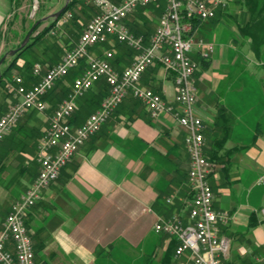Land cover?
<instances>
[{
	"label": "crops",
	"instance_id": "0c3cea01",
	"mask_svg": "<svg viewBox=\"0 0 264 264\" xmlns=\"http://www.w3.org/2000/svg\"><path fill=\"white\" fill-rule=\"evenodd\" d=\"M233 3L234 0L221 15L229 22L233 12L239 13L241 19L236 24L239 25L244 20L242 10ZM6 13L0 10V26ZM228 25L222 48L218 47L217 54L210 57L209 67L195 77V114L206 125L207 149L215 136L222 134L221 125L215 122L219 108L227 112L231 127L225 148L244 146L232 153L227 172L216 165L209 176L214 207L231 215L229 223L220 226V233L232 239L236 225L247 226L253 215L256 222L253 234L264 244V182H259L264 172V43L259 52H254L251 40L238 27V36L247 39L249 50L243 52L239 42L238 53H234L235 37L229 34ZM89 52L99 55L103 48L94 46ZM113 59L121 63L116 66L121 71L134 57L118 51ZM245 62L255 63L258 73L253 74L238 64ZM235 65L236 73L232 69ZM219 66L220 71L213 73ZM100 82L107 86L104 80ZM32 83L26 80L27 86ZM97 84L93 85L94 94ZM140 85L158 92L167 104L174 102V78L159 63L155 62L142 74ZM65 95L59 84L48 93L46 101L53 109ZM98 98V95L92 99L86 97L80 103L78 99L76 108L83 105L86 110L79 118L76 113L74 125L84 122ZM137 101L131 94L126 96L29 209L26 222L38 248L36 264H134L135 254L142 264L150 253L155 255L151 256L155 264H160L171 238L155 233L153 225L174 212L187 217L180 201L175 199V204L170 205L164 200L181 196L180 173L182 169L188 170V155L184 129L173 115L165 112L153 119ZM48 118L26 114L20 120L13 143L23 138L24 147L36 145ZM9 141L0 150V226L14 201L37 176L24 177L23 163L16 157L29 158V155L12 149L15 144ZM35 162L38 172L39 165ZM240 252L230 246L223 264H257L251 259L242 260ZM173 259L175 264H192L188 253Z\"/></svg>",
	"mask_w": 264,
	"mask_h": 264
},
{
	"label": "built area",
	"instance_id": "2783aa9c",
	"mask_svg": "<svg viewBox=\"0 0 264 264\" xmlns=\"http://www.w3.org/2000/svg\"><path fill=\"white\" fill-rule=\"evenodd\" d=\"M151 1L94 0L96 13L75 45L63 53L56 64L43 68L40 63H35L32 74L38 79L30 87L25 85L21 76L13 79L17 100L0 117V142L27 111L42 112L46 107L43 97L54 83L75 69L81 60L86 61L70 92L57 104L48 126L42 131L36 155L39 165L37 176L12 204L0 226V264H36L33 240L25 223L29 209L35 205L42 191L58 178L61 169L85 140L99 131L128 93L148 109L152 118L172 111L159 93L139 84L142 74L157 59L174 74L177 108L173 116L185 130L184 144L189 155L188 183L193 195L186 204V222L174 212L167 218L158 219L153 230L176 240L175 258L189 253L192 264H223L230 241L220 233V226L227 225L231 216L213 205V191L208 181L213 165L203 153V125L195 114L194 72L197 63L190 57L195 47L204 46L211 52L213 46L200 39L194 41L189 32L192 19L213 18L229 0H166L160 23L145 43L142 36L129 31L124 19L137 7ZM113 40L136 51L133 62L121 71L111 65L112 50L104 49L99 55L89 52L91 47ZM99 80L107 84V95L82 124L73 125L70 119L76 100ZM259 182H264V172ZM175 199L182 200L179 196H172L166 202L175 204Z\"/></svg>",
	"mask_w": 264,
	"mask_h": 264
},
{
	"label": "rangeland",
	"instance_id": "374dc122",
	"mask_svg": "<svg viewBox=\"0 0 264 264\" xmlns=\"http://www.w3.org/2000/svg\"><path fill=\"white\" fill-rule=\"evenodd\" d=\"M68 1H70V0H20V6L16 9L14 8L11 10V7H12L11 0H0V10H2L3 12H7L6 14H4V17H3L4 22L0 26V34L2 35V40H1V44H0V55H4V57L6 59V62L4 64L0 63V74H1L2 68L6 67L10 58L14 55L17 48L20 47L21 43L25 39H27L25 42V45H26L30 41V38H32L34 35L38 34L45 26H49V31L43 36V38L39 42H37L33 45L30 53H25V55H21L16 60V62L12 65L10 70L3 77V81H1V83H0V107H1L0 111H4L5 109L7 111L9 106L17 100V97L15 96L14 90H13L14 89L13 79L15 77L21 76L22 78L24 77L25 79L28 80L29 79L28 76H29L32 65H34L35 63H40L41 61L55 62L56 60H58L63 55V53H65L67 50H69L70 47L72 48L75 45V43L77 42V40L79 39L78 36L80 35V33H82L86 24L89 22L91 16L93 15L94 7H95L94 0H78L77 3L72 8H70L67 12L64 13L63 10H64ZM232 1L233 0H229L227 6L225 8H227L228 5L230 4V2H232ZM233 4L236 7L235 2ZM62 7H64L62 12L57 17H55V13L57 11H59ZM165 7H166V0H153L144 6L137 7L135 11L130 13L124 19V23L128 27L129 31L132 34H134L136 36H142L145 39L144 36L146 34H149V35L153 34L156 27L159 25L160 18L162 17V15L164 13ZM237 7H238V5H237ZM225 8H223V9H225ZM221 10L222 9L217 10V12L215 13V16L213 18H210L207 20H200V21H202V23H201V26L198 27L199 29L197 28L196 30L189 32L190 36H192L194 41L197 42V40L200 39V40H203V42L205 44H209V45L213 46V50L211 52H208L204 46H200V48L195 47L192 50V52L190 53L191 59L197 63V68L194 72L195 87H196L195 77L198 76L197 73H200V71H202V68L200 67L199 58L201 56H205L207 58L214 57L219 50L218 47L222 48V46L226 40V37H227L226 32L228 31V29H227L228 27H226V25H228V24L230 25L229 34L232 37H235V39L232 42L234 49H235L234 53H238L237 47H238L239 42H240L239 45L241 46L240 48L243 50V52H248L247 50H249V46L247 45L248 44L247 39L244 38L243 36H240V35L238 36V34H239L238 25H236V24H238V22L240 21L241 15L239 13L233 12L231 14L230 21L227 22L225 20L224 15L222 16V15H219V13H218L219 11L221 12ZM68 14H70V16H68ZM38 21L41 22V25H39V27H37V29L33 30V28H32L33 24L35 22H38ZM52 21L54 22L53 25H52ZM130 25H131V27H130ZM149 37L150 36H148L145 39V43H147ZM109 43L112 45H96V46H101L103 48V50L104 49L112 50L113 57L116 54V52L124 51L125 53L128 52L129 55L132 54L133 57L135 58L136 51L131 49L127 45L119 43V42L116 43V41H114V40L112 42H109ZM109 43H107V44H109ZM12 50H15V52L11 53ZM114 59L112 61L110 60V62H111V65L117 70L118 65L119 64L121 65V63L116 62V60L114 61ZM28 62L30 63V67H29V70H26V68H25L26 63H28ZM155 62L159 63V65L167 73H170L172 76L174 75L173 71L170 69H167L160 62L159 59H157ZM238 64L241 66V68H243V69L245 68L247 71H250L253 74L258 73L257 68L254 65L255 63L245 62V65H244V63H238ZM242 65H244V66L242 67ZM220 66H221V64H220ZM220 66H219V68H216L212 72L213 73L219 72ZM232 69H234L235 73L237 72L236 65L234 66V68L232 67ZM24 83H25V81H24ZM70 83L71 82H68L66 80L63 83V85L60 84V85H62L61 89H66V87H69L71 85ZM55 84L56 83H54L53 87L55 86ZM139 84H140V81H139ZM30 86H27V87H30ZM53 87L51 88V90L53 89ZM91 88L93 89L94 87L92 86ZM90 89L84 94V96H82L83 98L81 97L82 99L78 98L80 100L79 101H78V99L76 100L74 113L75 114L77 113L78 118L81 117V115H85L84 111L86 109L83 105H80V106L77 105V108H76L77 101H78V103H80V102L86 100V97L88 99H92V97L94 96V94H92V92H94V90L92 91V89L91 90ZM51 90H49V92ZM107 90H108V87L104 83H102L101 85L100 84L96 85L95 95H98L99 98L96 100V103L94 104L95 106L93 108H89V112L87 114H89V113L91 114L92 112H94L95 110L98 109L101 101L103 100V98L108 93ZM48 93L46 95H44V97H43V100L45 102L46 107L42 112L36 111V110H34V111L29 110L22 117H24L26 114H30L33 117H37L39 115L40 116L44 115V116L50 117V115L52 114L51 111L53 112L57 105L53 109H52V107L49 106V104L47 103L48 101H46V98L48 97ZM129 94H131V93H128L127 96ZM66 96L67 95L62 97V99H64ZM137 102L141 103L140 101H137ZM170 106L172 107V111L170 113L173 115V113L175 112V110L177 108V104L174 101L173 103L170 104ZM147 111H148V109H147ZM2 113H1L0 117L4 114V113L3 114ZM74 113L70 119L71 123L74 119ZM113 113L111 114V116L113 115ZM148 113H149V111H148ZM149 115H150V113H149ZM76 117L77 116H75V118ZM150 117H151V115H150ZM21 118H20V120H21ZM153 119H157V118H153ZM20 120L18 121L17 125L14 128H16L20 124ZM201 122L203 125V136H204L203 153H204V156L206 157V152L208 150L207 149L208 148L207 147L208 137H206V134H204L205 129H206V125L202 119H201ZM48 123H49V118H48ZM48 123H47V126H48ZM73 127H75V126H73ZM94 135H92V136H94ZM9 136H10V134L4 140H2L0 142V150L3 149V145L7 144V142L9 140H10L9 141L10 143H13V141H11ZM92 136H90L89 138H91ZM184 136H185V130H184L183 138H184ZM88 139H86V140H88ZM13 144H15V143H13ZM27 145H30V144L27 143ZM38 145H39V142L36 145H35V143H34V145H33V143H31V145L29 147L28 146L24 147V145L20 147V146L16 145V148L18 149L19 152L20 151L21 152H27L29 155V158L27 156L23 157L22 155H18L16 157V160L21 159V161L23 163V166H22L23 167V175L27 179L29 177L34 178L37 174V165L35 162V157L37 155ZM12 148H13V146H12ZM184 148L186 150L185 144H184ZM186 152H187V150H186ZM187 155H188V152H187ZM206 159H207V157H206ZM188 170H189V155H188ZM209 176H208V181H209V184L211 185ZM187 177H188V175H187ZM211 188H212V186H211ZM189 189H190V186H189ZM212 191H213V189H212ZM180 197L182 198V196H180ZM189 201L184 200L182 198L180 203L183 202V205L186 206V204ZM167 204H170V203H167ZM170 205H172V204H170ZM186 210H187V207H186ZM183 220L186 222L188 220V218L187 217L183 218ZM252 220H253V218L251 217L250 221H252ZM250 221L247 223V226H245L244 223H241V224L238 223L236 225L237 228H234V233L231 235L232 239H230L228 237L227 238L230 241V246H232L233 251H235V252L242 251V252H240V253H242L240 256L242 260L247 261V260L251 259V261H253L254 263L256 262L257 264H264L262 262L263 256H264V244L262 242H259V240L256 239V236L253 234V230H254L253 226L250 227V224H251ZM158 234H162V233H158ZM232 242H234V243L232 244ZM33 243H34V241H33ZM259 245H261L260 248L257 247ZM34 252H35V248H34ZM146 256L147 257L144 259V263L142 262V264H145L146 262H148L149 264H155V262H154L155 260H153V258H152L153 256H155L154 254L152 255V253H150L149 255H146ZM173 256H174V254H173ZM188 256H189V253H188ZM134 258H135L134 264H141V262H139L136 254L134 255ZM35 261H36V253H35ZM58 264H60V263H58ZM64 264H72V263L67 262ZM74 264H78V262H74ZM79 264H81V263H79Z\"/></svg>",
	"mask_w": 264,
	"mask_h": 264
},
{
	"label": "trees",
	"instance_id": "16d2710c",
	"mask_svg": "<svg viewBox=\"0 0 264 264\" xmlns=\"http://www.w3.org/2000/svg\"><path fill=\"white\" fill-rule=\"evenodd\" d=\"M77 1L78 0H70V1H68L66 6H65V8H64V10H63L64 13L67 12L70 8H72L77 3ZM11 2H12L11 10L14 9V8L16 9V8H18L20 6V0H11ZM234 2H235L236 7L238 5L237 8L242 10V18L244 19L243 22L241 24L239 23V25H238V27L240 29V32L244 36L248 37L251 40V43H250L251 49L254 52H259L260 47L264 43V0H234ZM225 10H226V8L222 9L221 12L219 11L218 12L219 15H221V13L223 11H225ZM95 13H96V8L94 7L93 15ZM3 22H4V20L2 21V23ZM201 23H202V21H200L198 19H192L191 20V24H192L191 32L196 30L201 25ZM53 24H54V22L52 21V25ZM39 25H41V22H39V21L35 22L33 24V27H32L33 30L37 29V27H39ZM130 27H131V25H130ZM48 31H49V26H45L38 34H36L32 38H30V41L26 45H24L23 47H18L17 48V50L14 53V55L8 61L6 67L2 68V70H1L0 83H1V81H3V77L10 70V68L16 62V60L21 55H25V53H30L31 48L33 47V45L35 43L39 42ZM80 35H81V33H80ZM80 35L78 36V38L80 37ZM148 36H150V35L146 34L144 36L145 39ZM1 40H2V35L0 34V44H1ZM104 45H112V44H110V43L107 44L106 43ZM70 49H71V47H70ZM60 58L58 60H56L55 62L41 61L40 64L43 66V68H47V66H51L53 64H56L60 60ZM210 59H211L210 57L207 58L205 56H201L199 58L200 67L202 69H207L209 67V65H210V62H211ZM5 62H6V59H5L4 55H0V63L4 64ZM85 62L86 61L84 59L81 60L79 62V65L75 69L70 71L63 78L57 80L55 82L56 84L53 87V89L56 87V85H59V84L63 85V83L67 80L68 82H71L70 83L71 85L69 87H66V89H65V92H66V95H67L70 92V90H71L73 81L76 78V76L79 75L83 71V69L85 68V66H86ZM33 66L34 65L31 66V70H30V73H29V76H28L29 79L27 80V79H25L23 77V79L25 81V84H26V80L27 81H33V83H34L38 79L37 77L33 76V74H32ZM29 67H30V63L28 62V63H26V67H25L26 70H29ZM173 78H174V75H173ZM97 83H99L100 85L102 84L100 81H98ZM92 94H94V92ZM75 115L76 114L74 113V117H75ZM73 121H74V119H73ZM73 121H72V123H73ZM216 121H217V123L219 125H221L222 134H220L218 136H215L213 141H211L210 148L206 152V157L212 163L213 169L216 167V165H220L222 167V170L227 172L228 171V166L231 163L230 162V158H231L232 153L235 152V151L241 150L244 146H240V147L239 146H232L230 148H225V143L228 140V137L230 135V130H231L229 117L227 116V112L225 110L219 108L218 115H217V118H216L215 122ZM17 127L13 128V130L9 133L10 134L9 138L11 139V141H14L13 137H14V134L16 133ZM8 135H6L4 137V139ZM41 135H42V133H41ZM15 144H16V142H15ZM16 145H18L20 147L23 146L24 145L23 144V138H21L20 141H18V143ZM16 145H13V148H16ZM35 160H36V158H35ZM22 172H23V167H22ZM212 172H211V174H212ZM37 174H38V172H37ZM187 175H188V170L182 169V171L180 173V181H179V185H180L179 195H181L184 200L189 201V200H191L193 193H192L191 189H189V183H188ZM166 199L164 200L165 202H166ZM181 208H182V210L186 211V206L183 205V202L181 203ZM252 216L253 215H251V217ZM25 223L27 225L26 220H25ZM250 223H251L250 227L254 226L256 224L253 220L250 221ZM32 240H33V237H32ZM176 243H177L176 240L174 238H171V243L169 244L164 256L162 257L160 264H175L174 259H173V257H174L173 254H174V249H175ZM33 244H34L35 253H36L38 251V248L35 246V243H33Z\"/></svg>",
	"mask_w": 264,
	"mask_h": 264
},
{
	"label": "water",
	"instance_id": "95a60500",
	"mask_svg": "<svg viewBox=\"0 0 264 264\" xmlns=\"http://www.w3.org/2000/svg\"><path fill=\"white\" fill-rule=\"evenodd\" d=\"M63 8H64V7H62L59 11H57V12L55 13V17H57V16L62 12ZM26 40H27V39H25V40L21 43L20 47H23V46L25 45ZM13 52H15V50H12V51H11V53H13Z\"/></svg>",
	"mask_w": 264,
	"mask_h": 264
}]
</instances>
